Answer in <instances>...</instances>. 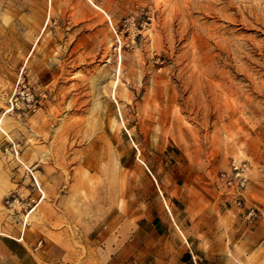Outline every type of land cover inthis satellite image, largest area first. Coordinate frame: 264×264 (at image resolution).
<instances>
[{
	"label": "rangeland",
	"instance_id": "rangeland-1",
	"mask_svg": "<svg viewBox=\"0 0 264 264\" xmlns=\"http://www.w3.org/2000/svg\"><path fill=\"white\" fill-rule=\"evenodd\" d=\"M0 125V233L101 264L90 233L135 208L166 223L216 206L247 228L261 216L264 0H0ZM233 161L242 206L221 180Z\"/></svg>",
	"mask_w": 264,
	"mask_h": 264
},
{
	"label": "crops",
	"instance_id": "crops-1",
	"mask_svg": "<svg viewBox=\"0 0 264 264\" xmlns=\"http://www.w3.org/2000/svg\"><path fill=\"white\" fill-rule=\"evenodd\" d=\"M173 152L172 156L178 158V153ZM258 168L261 173L252 178L249 191L256 196L261 216L247 228H243V212L224 213L216 206L209 213L201 207L193 212L190 206L187 213L171 214L166 223L142 214L137 216L141 209L135 208L133 223L127 217L93 229L89 236L91 249L105 258L101 264H264V238L259 240L257 234L261 231L264 237V163H259ZM187 182L192 183L185 179L184 184ZM173 187L175 204L179 203L176 198L181 186L174 182ZM195 197L194 202L200 205L207 201L205 196ZM192 200L185 196L183 199L188 205H194ZM19 235H0V264H76L72 257L70 261L64 259L65 250L58 243L45 240L43 245L38 244L40 233L24 231ZM226 238L229 243L224 242ZM228 251L232 258L224 254Z\"/></svg>",
	"mask_w": 264,
	"mask_h": 264
},
{
	"label": "built area",
	"instance_id": "built-area-1",
	"mask_svg": "<svg viewBox=\"0 0 264 264\" xmlns=\"http://www.w3.org/2000/svg\"><path fill=\"white\" fill-rule=\"evenodd\" d=\"M246 164L241 165L238 164L236 161H233L232 163V170L231 173H224L221 175V180L225 182L228 186H233L234 183H236L235 186H233L236 195L239 197L238 204L240 206L244 203V196L243 191L246 188L247 185V178H246ZM255 215V210L251 209L250 216Z\"/></svg>",
	"mask_w": 264,
	"mask_h": 264
},
{
	"label": "bare ground",
	"instance_id": "bare-ground-1",
	"mask_svg": "<svg viewBox=\"0 0 264 264\" xmlns=\"http://www.w3.org/2000/svg\"><path fill=\"white\" fill-rule=\"evenodd\" d=\"M117 84V82H114V85H116ZM113 85V84H112ZM2 119V118H1ZM3 122V121H2ZM2 122H1V124H2ZM0 130H3V128H2V125H0ZM3 132V131H2ZM6 132V131H5ZM43 197V196H42ZM29 218V217H28ZM27 219V218H26ZM27 221V220H26ZM25 221V222H26ZM2 233H0V235H1Z\"/></svg>",
	"mask_w": 264,
	"mask_h": 264
}]
</instances>
